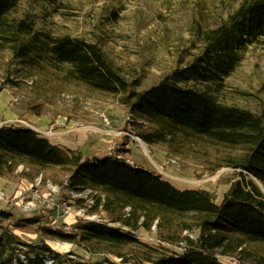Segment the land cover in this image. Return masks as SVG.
Returning <instances> with one entry per match:
<instances>
[{
	"label": "trees",
	"instance_id": "trees-1",
	"mask_svg": "<svg viewBox=\"0 0 264 264\" xmlns=\"http://www.w3.org/2000/svg\"><path fill=\"white\" fill-rule=\"evenodd\" d=\"M20 1L0 0V49L10 48L29 67L47 66L61 79L118 96L129 112L150 124L137 133L146 142H162L176 151L214 149L212 162L232 167L233 175L218 202L211 190L180 188L161 173L131 165L118 156L121 148L84 156L33 128L0 125V176L21 164L33 177L63 171L64 189H90V210L118 223L78 220L65 229L40 216H18L0 208V264L70 260L44 237L103 255L91 264H228L221 255L243 264H264V115L222 98L226 78L240 64L244 48L264 35V0H244L218 25L202 29L200 51L145 89H138V81L129 80L98 42L54 35L37 29L28 15L11 16ZM153 226L159 244L136 234ZM16 230L38 233L41 239L25 241ZM170 245L180 246L181 252Z\"/></svg>",
	"mask_w": 264,
	"mask_h": 264
},
{
	"label": "rangeland",
	"instance_id": "rangeland-1",
	"mask_svg": "<svg viewBox=\"0 0 264 264\" xmlns=\"http://www.w3.org/2000/svg\"><path fill=\"white\" fill-rule=\"evenodd\" d=\"M243 1L23 0L10 15H28L37 29L54 35L68 34L98 42L127 78L138 81V89H145L189 62L201 49L199 32L218 25ZM2 91L0 125L33 128L50 141L77 149L84 156H104L121 148L118 156L125 157L131 165L161 173L180 188L211 190L218 202L232 180V167H217V162H212L217 155L214 149L176 151L162 142L148 143L137 133L150 129V124L129 112L118 96L61 79L47 66L24 65L10 48L0 49ZM222 98L264 115V35L244 48L240 64L226 78ZM104 114L109 124L103 120ZM26 171L29 169L21 164L13 173L0 176V208L18 216H40L46 223L63 225L65 229L78 220L95 219L118 225L106 214L90 210V189L81 193L64 189L60 181L66 178L65 172L49 170L33 177ZM16 233L28 242L41 239L35 232ZM136 234L146 242H160L156 226L152 230L141 227ZM44 239L70 259L65 264L103 260L102 254L91 253L73 242ZM56 242L67 243L69 248L57 249ZM170 247L182 250L177 245ZM220 259L228 264H243L231 256L221 255Z\"/></svg>",
	"mask_w": 264,
	"mask_h": 264
},
{
	"label": "bare ground",
	"instance_id": "bare-ground-1",
	"mask_svg": "<svg viewBox=\"0 0 264 264\" xmlns=\"http://www.w3.org/2000/svg\"><path fill=\"white\" fill-rule=\"evenodd\" d=\"M2 94H3V92L0 93V98L2 97ZM142 144H143V146L146 148L145 143H142ZM55 247H56L57 249L67 250V249L69 248V244H67V243L56 242V243H55Z\"/></svg>",
	"mask_w": 264,
	"mask_h": 264
},
{
	"label": "built area",
	"instance_id": "built-area-1",
	"mask_svg": "<svg viewBox=\"0 0 264 264\" xmlns=\"http://www.w3.org/2000/svg\"><path fill=\"white\" fill-rule=\"evenodd\" d=\"M102 118H103V120L105 121V122H107L108 124H109V119H108V117L104 114V115H102Z\"/></svg>",
	"mask_w": 264,
	"mask_h": 264
},
{
	"label": "crops",
	"instance_id": "crops-1",
	"mask_svg": "<svg viewBox=\"0 0 264 264\" xmlns=\"http://www.w3.org/2000/svg\"><path fill=\"white\" fill-rule=\"evenodd\" d=\"M2 92H3V91H2ZM2 92H0V93H2ZM1 99H2V98H0V100H1ZM0 113H2L1 110H0ZM11 119H12V118H10V120H11ZM51 142H53V141H51ZM53 143H54V142H53Z\"/></svg>",
	"mask_w": 264,
	"mask_h": 264
}]
</instances>
